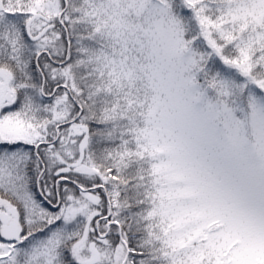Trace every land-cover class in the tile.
Wrapping results in <instances>:
<instances>
[{"label":"snow or ice","instance_id":"1","mask_svg":"<svg viewBox=\"0 0 264 264\" xmlns=\"http://www.w3.org/2000/svg\"><path fill=\"white\" fill-rule=\"evenodd\" d=\"M0 264H264V0H0Z\"/></svg>","mask_w":264,"mask_h":264}]
</instances>
